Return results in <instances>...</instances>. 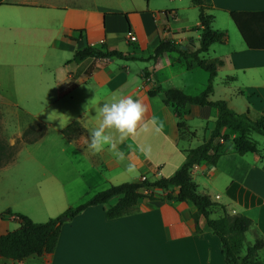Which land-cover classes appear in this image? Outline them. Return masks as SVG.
I'll list each match as a JSON object with an SVG mask.
<instances>
[{
	"label": "crops",
	"instance_id": "crops-1",
	"mask_svg": "<svg viewBox=\"0 0 264 264\" xmlns=\"http://www.w3.org/2000/svg\"><path fill=\"white\" fill-rule=\"evenodd\" d=\"M167 1L171 4L160 6L152 0H0V119L4 108L21 120L7 143L12 144L32 121L44 126L42 135L21 142L13 159L0 170L16 165L15 156L25 150L27 158L13 176L23 181L30 175L42 197L63 199L66 193L87 198L107 184L139 180L141 175L147 179L168 176L181 164L180 147L192 146L206 135L216 109L207 104L186 105L181 119L194 137L178 140V117L162 101V91L174 86L195 94L208 74L200 67L185 68L174 52L144 59L162 38L189 48L198 45L196 7L188 0ZM205 2L212 28L226 33L223 42L211 43L203 54L206 60H222L208 99L222 98L232 108L231 95L244 93V112L255 118L264 109V47L248 48L229 12L264 11V0ZM217 16L222 25H214ZM127 33L135 39L128 40ZM85 44L142 59L70 60L74 49ZM217 85L228 87L225 97H215ZM121 96L140 99L148 117L156 115L164 122L162 133L138 135L119 145L136 163L138 174L125 173L124 165L107 149L93 153L82 140L99 123L91 107L85 113L86 103L94 98L98 106ZM72 120L83 130L67 137L60 129ZM227 133L215 163L192 166L190 176L196 190L216 204L211 217L224 210L250 218L244 241L262 238L257 254L264 262V147L256 143V152L238 154L231 140L235 133ZM128 144H150L151 157L127 149ZM7 189L3 186L0 192ZM161 194L154 190L151 199L141 196L132 210L111 218L104 216L100 204L86 206L63 219L50 252L20 260L0 256V264H225L217 236L201 220L200 229H193L187 216L193 206L162 199ZM64 206L47 214L56 215ZM7 208L9 212L0 215V234L15 226L11 221L17 217Z\"/></svg>",
	"mask_w": 264,
	"mask_h": 264
},
{
	"label": "trees",
	"instance_id": "trees-1",
	"mask_svg": "<svg viewBox=\"0 0 264 264\" xmlns=\"http://www.w3.org/2000/svg\"><path fill=\"white\" fill-rule=\"evenodd\" d=\"M189 1L197 9L195 28L199 31L198 45L189 48L176 44L168 38H162L144 59L155 60L162 52H174L185 68L200 67L207 72L204 87L195 94L185 93L174 86L166 87L162 91V101L170 104L174 115L178 117L176 126L180 141L194 137V133L187 129L181 119L185 106L188 104L213 106L216 115L206 135L192 146L180 147L182 162L168 176L111 183L95 191L85 200L75 205H68L57 215L47 217L43 221H33L22 213H15L18 225L0 234V256L20 260L31 254L50 252L63 221L62 215L71 218L86 206L100 204L106 218L119 216L132 210L137 198L146 196L151 199L152 191L161 190L162 199L171 202H189L193 206V210L187 214L193 229H200L201 220L202 224L217 236L225 264H264L257 254V250L263 244L262 238L256 236L252 242L244 241V231L251 223L250 218L243 214H228L224 210L218 216L211 217L210 214L216 204L207 195L196 190V185L190 176L192 166L200 162L215 163L222 151V142L228 139L227 131L235 133L231 140L236 153L256 152V141L249 134L253 131L264 136V109L255 118H250L246 112L234 111L223 99H208L216 69L222 64V60H206L203 54L211 43L223 42L226 33L222 29L212 28V14L208 12L209 4L205 0ZM229 16L248 48L264 47V11L235 10L230 11ZM87 57H118L124 60L139 58L117 49L106 50L85 44L81 48L74 49L70 60L79 62ZM86 71L89 69L87 68ZM82 130L78 121L72 120L63 126L60 132L67 137H73ZM43 131L44 126L40 122L32 121L12 144L0 138V167L13 159L21 142L35 141ZM262 168L264 169V159ZM5 212L9 210L6 209Z\"/></svg>",
	"mask_w": 264,
	"mask_h": 264
},
{
	"label": "clouds",
	"instance_id": "clouds-1",
	"mask_svg": "<svg viewBox=\"0 0 264 264\" xmlns=\"http://www.w3.org/2000/svg\"><path fill=\"white\" fill-rule=\"evenodd\" d=\"M95 111L99 120L96 127L88 130V135L82 137L83 143L93 153H100L107 149L117 163L124 165L127 174H138L135 162L129 159L125 150L119 145L138 135L154 132L160 134L164 129V122L156 115L147 116V106L132 96H121L96 105L94 98L85 105V113ZM127 149L138 152L146 158L151 157L150 144H128Z\"/></svg>",
	"mask_w": 264,
	"mask_h": 264
},
{
	"label": "rangeland",
	"instance_id": "rangeland-1",
	"mask_svg": "<svg viewBox=\"0 0 264 264\" xmlns=\"http://www.w3.org/2000/svg\"><path fill=\"white\" fill-rule=\"evenodd\" d=\"M152 1L156 2L160 6L171 4L167 0H152ZM219 20H220V17L217 16L214 21V25L219 24ZM219 25H222V24H219ZM226 90H229L228 87L226 88L223 85H217L214 89L215 97L218 95H221V97H225L223 95H227ZM231 98H232L231 99L232 101H230V105H232L231 106L232 109L236 112L238 111L244 112L245 104L242 101V98H244V93L243 95L232 94ZM235 98H238V99H235ZM219 99H222V98H219ZM2 110H3V113H2L3 121L0 119V138L3 139L7 143L8 135L12 134L16 129L19 128L21 120L18 118H15L13 115L6 112L7 111L6 109L3 108ZM197 132L199 134L201 133V127L197 126ZM250 136L256 141L257 146L260 149L264 147V136L263 135L252 131ZM192 143H194V141ZM15 158L17 162L16 165L11 164L9 167L0 170V190H1V187L3 186L9 187V189H7L5 192H0V215L4 214L5 210L8 209L7 207H9L13 215L15 213H22L28 216L33 221H43L47 217H50V215L47 214L48 211H53V209H55L59 205L66 203V206H64L65 208L68 205H75L83 201V199L84 200L86 199V197L77 198L74 194H67V193L65 194L63 199H60V197L58 196H56V198L55 197H51V198L42 197L40 193L38 192L37 183H35L34 179L30 175H28L27 178H25V180L23 181L13 176L15 170L19 168V166L17 165L20 164V161L23 160L24 158H27V154L25 153V150L19 151L17 155L15 156ZM5 175L6 176L9 175L11 179H8ZM114 183H118V182H114ZM108 185L109 184H107L106 186ZM106 186H104L103 188H105ZM214 208H217V207H214ZM11 223L15 225L14 227H16L19 222H18V219L14 217Z\"/></svg>",
	"mask_w": 264,
	"mask_h": 264
},
{
	"label": "built area",
	"instance_id": "built-area-1",
	"mask_svg": "<svg viewBox=\"0 0 264 264\" xmlns=\"http://www.w3.org/2000/svg\"><path fill=\"white\" fill-rule=\"evenodd\" d=\"M127 39L128 40H134L135 39V37H134V35L133 34H131V33H127ZM221 140V139H220ZM139 179L140 180H145L146 179V177L144 176V175H141L140 177H139ZM144 192H148L147 190H144Z\"/></svg>",
	"mask_w": 264,
	"mask_h": 264
},
{
	"label": "water",
	"instance_id": "water-1",
	"mask_svg": "<svg viewBox=\"0 0 264 264\" xmlns=\"http://www.w3.org/2000/svg\"><path fill=\"white\" fill-rule=\"evenodd\" d=\"M65 218H66V216H64V215L61 216V219H65Z\"/></svg>",
	"mask_w": 264,
	"mask_h": 264
}]
</instances>
